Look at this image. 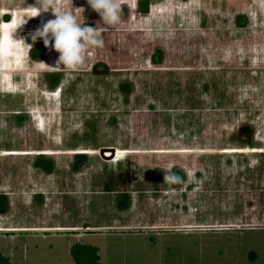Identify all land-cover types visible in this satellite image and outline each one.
<instances>
[{
    "label": "rangeland",
    "instance_id": "rangeland-1",
    "mask_svg": "<svg viewBox=\"0 0 264 264\" xmlns=\"http://www.w3.org/2000/svg\"><path fill=\"white\" fill-rule=\"evenodd\" d=\"M35 2L8 0L5 20ZM73 6L84 9L81 22L105 29L104 47L77 71H53L36 62L55 65L59 53L38 39L42 57L26 56L15 90L0 93L6 147L58 153L49 177L35 155L15 161L24 202L35 190L44 200L19 205L13 223L46 228L0 233V253L12 264H76L71 249L83 244L101 264H264V0H148L147 12L125 0L116 27L87 0ZM50 19H29L16 36L32 43L29 33ZM97 62L110 73L94 75ZM51 72L61 76L56 94ZM241 127L252 130L251 147ZM93 151L110 156L76 163ZM159 166L194 174L188 191L146 202V188L123 184ZM108 187L139 196L119 199Z\"/></svg>",
    "mask_w": 264,
    "mask_h": 264
},
{
    "label": "clouds",
    "instance_id": "clouds-1",
    "mask_svg": "<svg viewBox=\"0 0 264 264\" xmlns=\"http://www.w3.org/2000/svg\"><path fill=\"white\" fill-rule=\"evenodd\" d=\"M125 0H87L92 10L97 12L104 25L116 27L122 24V13ZM82 10V11H81ZM51 11L54 19L42 22L29 33L32 43H26L25 37H17V30L27 24L29 19ZM84 9L73 6V0H36L28 6L25 17H13L11 21L0 20V93L13 92L16 85L13 73L19 68L38 39H42L45 48L59 53L55 67L43 61H37L41 67L64 69L70 72L81 69L88 60L93 49L104 47V28L88 26L81 22ZM3 13H0L2 15ZM187 174V173H186ZM194 178V174H191ZM163 182L183 183V178L165 170Z\"/></svg>",
    "mask_w": 264,
    "mask_h": 264
},
{
    "label": "crops",
    "instance_id": "crops-1",
    "mask_svg": "<svg viewBox=\"0 0 264 264\" xmlns=\"http://www.w3.org/2000/svg\"><path fill=\"white\" fill-rule=\"evenodd\" d=\"M7 1L8 0H0V13H3L2 15H0V20L5 21V22L11 21L13 19V18H10V20L8 21L5 20V18L8 17L7 16L8 12H6L2 7L4 6V4L7 3ZM17 33H18V30H17ZM21 65H22V62H21ZM20 113H17L15 116L16 118L15 124H18V125H21V122L23 121L22 114ZM11 145L13 147L7 148L6 142H3L0 140V194L7 196L8 202H9L8 213L5 215L0 214V233L10 234V233H18V232H39L42 229H45L46 227L21 226V225H17L13 223V216H14L13 213L15 210H18L20 208L22 203L30 204L31 202L34 201L35 198L43 199V197H40V195H38L39 190L38 191L35 190L36 192L33 191L32 199H29L28 202L27 201L24 202V197L22 195L23 193L22 177L18 173L19 164H17L15 161L17 160V158L23 157L24 155H35L36 157L54 158V156L58 155V153L50 149L34 150V151L23 153V150L21 149L20 146H18L17 142L16 143L12 142ZM91 153L92 155H99L100 157L110 156V153L109 155L107 153L101 154V153H97L94 151ZM116 154L117 156H119L120 152H116ZM45 173L46 175H48V177L51 176L47 172ZM40 193H42L43 195H47V193L45 192L40 191Z\"/></svg>",
    "mask_w": 264,
    "mask_h": 264
},
{
    "label": "flooded vegetation",
    "instance_id": "flooded-vegetation-1",
    "mask_svg": "<svg viewBox=\"0 0 264 264\" xmlns=\"http://www.w3.org/2000/svg\"><path fill=\"white\" fill-rule=\"evenodd\" d=\"M42 53L44 54L43 50H41V49L35 50V48H32L29 55H30V58H32V59H40L42 57ZM161 54H162V51L159 52V55H161ZM151 62H156L157 63L158 61H157L156 58H154V59L152 58ZM98 63H105V62H97L96 64H98ZM96 64H94V66ZM105 64L108 66V70L109 71H108L107 74H109L110 73V67H109V65L107 63H105ZM51 66L55 67V65H53V64ZM94 66L92 68V73H93ZM52 67H51V70H53V71L54 70H58V69L52 68ZM104 70L105 69L103 67H99L98 68V71H104ZM56 72H58V71H56ZM104 75H106V74H104ZM49 82H50V88H51L53 94H56L57 90L60 89L58 87L60 85V83H61L60 74L59 73L57 74L55 72H51L50 75H49ZM122 87L124 89L126 88V90H128L127 92H129V90H130L129 84H124V85H122ZM242 129H247L248 131H250L251 139H246L245 138V142L244 143L251 147L252 146L251 145V141H252V132L251 131L252 130L249 127H241L240 128V132H239L240 139H241L240 135H241V130ZM76 155H77L76 158L78 159L76 163H78V164L80 163V166H84L86 157L87 156H92V153L79 152V153H76ZM36 159H37L36 163L39 162L38 164L35 163L38 168L43 170V172H47L50 175L54 174L53 173L54 168H55L54 167V165H55L54 158H51V157L50 158L37 157ZM41 159H43V160H41ZM45 166L46 167L48 166V168L51 169V171L50 172L46 171L44 169ZM169 169L171 170L172 174H175L177 176L182 177L184 182L183 183H172V184L164 183L163 182V175H164L165 170H168V169L167 168L164 169V168L159 166V167H156V168H153V169H151V168L144 169V173L141 175V178H139V180H136V181H135V179L133 177L134 174H130V172H129L126 175H123L124 176V178H123L124 179V183L123 184H125V181L127 182V184H131V183H133V184L137 183L138 184L139 183V185L143 186L147 190V191H144L145 193L148 194L147 197L144 196V198H146V199L148 198L146 202H148V201L149 202L150 201L151 202H157L156 200H158V202L162 203V197L165 198L166 194H169L170 191L187 192L188 189H189V185H191L189 183L190 179L194 180V178L192 179L191 176H189L190 174L188 172H186L185 169L182 168V167L180 168V167L174 166V167L169 168ZM111 180L113 182V184L111 186H113L115 180H114V178H111ZM107 190H110V192H115L119 199H120L119 196H126V195L134 196L135 194H137L139 196V191L137 190L136 191L137 193L134 194V190L133 189H128L127 191L121 193V195L117 191H115L116 189L114 190L113 187H112V189H110L108 187Z\"/></svg>",
    "mask_w": 264,
    "mask_h": 264
},
{
    "label": "trees",
    "instance_id": "trees-1",
    "mask_svg": "<svg viewBox=\"0 0 264 264\" xmlns=\"http://www.w3.org/2000/svg\"><path fill=\"white\" fill-rule=\"evenodd\" d=\"M142 11L147 12L148 0H140ZM241 138L251 139V133L247 129L241 130ZM37 162L36 164H38ZM46 165V164H45ZM51 171L48 166L44 168ZM9 211L8 197L0 194V214L5 215ZM71 253L76 264H101L99 251L96 247L90 245L76 244L72 247ZM0 264H12L9 258L0 253Z\"/></svg>",
    "mask_w": 264,
    "mask_h": 264
},
{
    "label": "water",
    "instance_id": "water-1",
    "mask_svg": "<svg viewBox=\"0 0 264 264\" xmlns=\"http://www.w3.org/2000/svg\"><path fill=\"white\" fill-rule=\"evenodd\" d=\"M99 67H103L105 70L104 71H98ZM108 66L105 63H98L94 66L93 73L95 75H104L108 73ZM103 154V153H102Z\"/></svg>",
    "mask_w": 264,
    "mask_h": 264
}]
</instances>
